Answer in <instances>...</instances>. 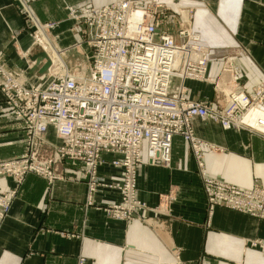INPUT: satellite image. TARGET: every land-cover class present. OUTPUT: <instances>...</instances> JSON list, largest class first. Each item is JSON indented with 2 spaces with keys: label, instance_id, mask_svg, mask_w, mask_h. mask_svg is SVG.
Returning a JSON list of instances; mask_svg holds the SVG:
<instances>
[{
  "label": "crops",
  "instance_id": "obj_1",
  "mask_svg": "<svg viewBox=\"0 0 264 264\" xmlns=\"http://www.w3.org/2000/svg\"><path fill=\"white\" fill-rule=\"evenodd\" d=\"M117 0H65L72 8L99 7ZM170 15L159 28L176 40L178 24L197 33L208 49L210 83L172 80L169 93L214 107L224 105L223 94L259 85L264 80V0H162ZM60 0H40L31 10L41 21L58 25L51 35L60 47L71 46L72 22ZM178 23V24H177ZM177 24V25H176ZM11 0H0V56L9 73L29 83L45 78L31 62L32 38ZM228 64L230 66L228 67ZM44 80V79H43ZM194 134L217 150L204 149L210 176L238 188L254 181L264 186V135L242 129L222 130L211 120H192ZM56 145L55 138L47 137ZM24 131L0 94V160L23 152ZM47 151V149H46ZM99 182L117 186L120 170L110 154L102 153ZM143 163L137 169L136 199L143 209L132 220H117L105 208L120 200L116 188H104L87 202L84 167L62 161V176L48 184L27 175L0 225V264H264V219L257 220L224 208L207 210L188 144L174 137L168 167ZM15 187L0 178V190Z\"/></svg>",
  "mask_w": 264,
  "mask_h": 264
},
{
  "label": "built area",
  "instance_id": "obj_2",
  "mask_svg": "<svg viewBox=\"0 0 264 264\" xmlns=\"http://www.w3.org/2000/svg\"><path fill=\"white\" fill-rule=\"evenodd\" d=\"M69 11L81 32V45L87 46L85 71L51 63L50 79L38 77L34 84L10 74L0 56V94L24 131L22 154L0 160V178L15 182L14 188L0 190V225L25 177L39 176L48 184L61 180L55 165L65 160L83 165L88 203L104 188H116L120 200L105 211L114 219L132 220L143 209L135 191L142 152L147 164L168 167L176 136L189 145L209 212L224 208L263 220L264 186L254 181L243 189L210 176L203 149L215 148L195 136L191 122L211 120L223 130L264 135V82L230 92L226 108L185 98L182 85L171 95L174 79L207 80L209 61L208 49L190 28L179 24L177 40L159 28L175 14L171 7L162 0H118ZM47 137L57 144H49ZM104 152L121 172L117 186L97 180ZM77 264L86 261L79 258Z\"/></svg>",
  "mask_w": 264,
  "mask_h": 264
},
{
  "label": "rangeland",
  "instance_id": "obj_3",
  "mask_svg": "<svg viewBox=\"0 0 264 264\" xmlns=\"http://www.w3.org/2000/svg\"><path fill=\"white\" fill-rule=\"evenodd\" d=\"M19 1L18 0H11L12 5L14 6V8H16V10L18 11L19 15L22 17V22L24 24L22 29L24 31H27L28 34L32 38L33 48L35 49V54L34 55H36L38 53H44L45 56H46V59L49 61V67H50L51 63H54L55 65H57L59 63H63V64H65V65H67V66H69L71 68H75V67L78 66V67H80L78 70L85 71L87 69V66H88V63H87V61L85 59V55L86 54H84L87 51V46L81 45V41H82L81 32H80V30H78L77 26L75 25L74 21L72 20L71 13H70L69 9L72 10V11H78V10L80 11V10H82V9H84L86 7H90V6H84L82 8L75 9V8H72L71 6L67 5L65 0H60L62 2L63 6H64L63 8H64V11L66 13V20L68 22H72V26L70 28V32L72 34H74L75 40H76V41H74L75 43H73L69 47L68 46L60 47V45L57 44L55 38L51 35L52 29H54L58 25V23L57 22H53V21L41 22V21H39L36 18V16L33 14L32 10H31V4L35 3L37 1H40V0H36V1H33V2L32 1L26 2L25 0H22V1H20L21 3ZM171 15H175L176 16V14H171ZM41 35H43L45 37V40L42 38ZM46 46L47 47L50 46V47H48L49 49ZM45 61L46 60L43 59L40 63H37L36 60L31 58V62H33V63L35 62V66H37L39 68H40V66H42V64H44ZM229 66H230V64H228V67ZM47 70L43 73V74H46L45 78H41L42 80L44 79V82H46V81H48L50 79V75L47 74L48 73ZM10 74H12V73H10ZM12 75H18V74H12ZM206 78H207V83H210V80L207 77V72H206ZM262 82H264V80ZM233 91H235V90H232L230 92H233ZM230 92L223 94L222 97H223L224 105L222 107H219V108H226L227 106L230 105V102H229V99H228V95H229ZM224 131H226V130H224ZM254 133L255 134H259V135H263V134H261L259 132H256V131ZM201 141H203V140H201ZM203 142H205V141H203ZM208 145H210V144H208ZM188 148H189V145H188ZM214 148H215V150H217L216 147H214ZM208 150L213 151L211 149H208ZM189 151H190V148H189ZM203 154H204V149H203ZM230 185H232V184H230ZM245 189H247V188H245Z\"/></svg>",
  "mask_w": 264,
  "mask_h": 264
},
{
  "label": "water",
  "instance_id": "obj_4",
  "mask_svg": "<svg viewBox=\"0 0 264 264\" xmlns=\"http://www.w3.org/2000/svg\"><path fill=\"white\" fill-rule=\"evenodd\" d=\"M33 59L36 60L37 63H40L43 59L46 60L44 62V64H42V66H40V72L41 73H44L48 69L49 61L46 59V56L44 53H38V54L34 55Z\"/></svg>",
  "mask_w": 264,
  "mask_h": 264
},
{
  "label": "bare ground",
  "instance_id": "obj_5",
  "mask_svg": "<svg viewBox=\"0 0 264 264\" xmlns=\"http://www.w3.org/2000/svg\"><path fill=\"white\" fill-rule=\"evenodd\" d=\"M42 36V38L45 40V37L43 36V35H41ZM43 41V40H42ZM42 43V42H41ZM46 43V42H45ZM47 47V46H46ZM48 47H50V46H48ZM47 47V48H48ZM49 49V48H48ZM51 49V48H50ZM57 53V52H56ZM60 54V53H59ZM56 57V56H55ZM178 81H180V80H178ZM185 81H188V80H185ZM185 81H183V82H185ZM189 81H198V82H207V80H204V81H200V80H189ZM182 82V83H183ZM255 117H257V114L256 113H253L252 114V118H255Z\"/></svg>",
  "mask_w": 264,
  "mask_h": 264
}]
</instances>
